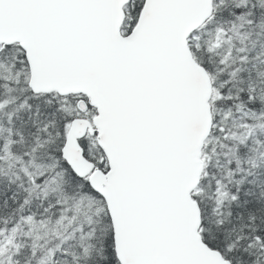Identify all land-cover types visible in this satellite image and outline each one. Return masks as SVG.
I'll list each match as a JSON object with an SVG mask.
<instances>
[{
  "label": "snow or ice",
  "instance_id": "6c2138e0",
  "mask_svg": "<svg viewBox=\"0 0 264 264\" xmlns=\"http://www.w3.org/2000/svg\"><path fill=\"white\" fill-rule=\"evenodd\" d=\"M0 264H264V0H0Z\"/></svg>",
  "mask_w": 264,
  "mask_h": 264
}]
</instances>
